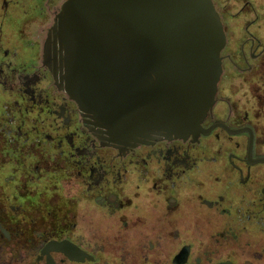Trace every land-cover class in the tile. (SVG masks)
Returning <instances> with one entry per match:
<instances>
[{
    "label": "flooded vegetation",
    "instance_id": "flooded-vegetation-1",
    "mask_svg": "<svg viewBox=\"0 0 264 264\" xmlns=\"http://www.w3.org/2000/svg\"><path fill=\"white\" fill-rule=\"evenodd\" d=\"M66 1L0 0V245L91 262L77 232L93 209L118 236L181 243L173 263L264 264V0H212L226 44L200 133L135 145L60 86L52 27ZM62 240L94 259L43 253Z\"/></svg>",
    "mask_w": 264,
    "mask_h": 264
},
{
    "label": "water",
    "instance_id": "water-1",
    "mask_svg": "<svg viewBox=\"0 0 264 264\" xmlns=\"http://www.w3.org/2000/svg\"><path fill=\"white\" fill-rule=\"evenodd\" d=\"M52 35L60 86L110 140L135 145L202 130L226 44L212 0H68ZM50 251L94 259L70 240L47 243Z\"/></svg>",
    "mask_w": 264,
    "mask_h": 264
},
{
    "label": "rangeland",
    "instance_id": "rangeland-1",
    "mask_svg": "<svg viewBox=\"0 0 264 264\" xmlns=\"http://www.w3.org/2000/svg\"><path fill=\"white\" fill-rule=\"evenodd\" d=\"M98 215L92 209L93 218H81L77 232L96 259L76 263L60 255L56 256L55 264H174L173 257L181 243L166 241L165 237L159 236L151 247L147 240L137 242L118 236L116 226L109 220L111 217L103 218ZM29 244L25 242L16 246L0 245V264H45L44 260L37 261V252L29 250ZM196 246L197 243H194L195 248Z\"/></svg>",
    "mask_w": 264,
    "mask_h": 264
}]
</instances>
